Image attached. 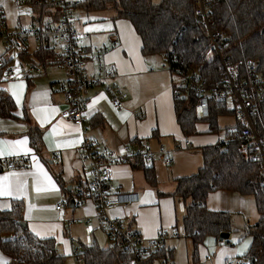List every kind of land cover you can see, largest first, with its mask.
I'll return each mask as SVG.
<instances>
[{"label": "crops", "instance_id": "crops-1", "mask_svg": "<svg viewBox=\"0 0 264 264\" xmlns=\"http://www.w3.org/2000/svg\"><path fill=\"white\" fill-rule=\"evenodd\" d=\"M77 10L79 47L87 56L88 71L93 72L96 68L93 49L107 44L110 46L106 55L108 66L117 69L116 79L127 93L125 106L119 109L112 106L102 86L85 87L82 91L86 104L84 127L96 146L121 155L125 154V144L130 147L128 156L132 161L112 165L110 183L112 194L135 192L139 201L116 206L110 216L141 232L144 246L160 233H166L163 249L174 261L177 245L183 237L189 238L182 222L191 202L173 195L176 179L195 174L204 162L203 148L219 144L227 130L212 132L209 123L199 118L196 135L185 134L175 110L174 75L164 58L157 54H143L141 36L129 19L118 16L114 7L90 10L83 4ZM50 16L51 13L45 15V20ZM38 18L36 15L32 19L31 28L41 26ZM7 23L9 25L8 20ZM31 37L35 38L30 36L28 39L24 67L18 68L13 79L5 80L3 76L0 79V89L15 103L11 115L0 114V142H4L0 143L3 151L0 177L4 178L0 183L5 193L0 195V218L6 213L19 214L23 227L36 237L54 239L56 250L64 257L65 264H83L76 259V247L97 244L109 248L113 243L98 220L94 202L89 200L78 205L76 188L92 179L93 173L80 151L84 140L82 128L62 115L68 105L63 98L61 83L69 85L71 76L64 66H44L40 72L28 70V62L34 58L43 61L37 55L40 41L35 38L38 44L32 47ZM115 40L120 42L117 47H113ZM142 110L144 117H140ZM186 135L191 136L192 144L176 148L177 142L183 141ZM25 138L23 145L8 143ZM149 150L154 159L145 162L154 169V184L146 179L143 169L135 166L137 161L144 159L141 152ZM162 150L172 158L170 165L158 158ZM13 156L24 157L28 167L7 169L5 160ZM206 202L211 210L232 214L230 236L235 233L236 236L250 237V248L253 238L248 234L249 229L261 217L255 196L217 189L209 193ZM59 203H63L60 209L57 208ZM9 237L13 240V235ZM188 240L192 242L191 238ZM200 250L203 256L198 252L197 264H227L228 261L239 264L249 251L243 253L237 245L225 240L221 242L214 236H208ZM210 254L212 259L206 260ZM0 264L23 263L0 247ZM149 264H163L162 258Z\"/></svg>", "mask_w": 264, "mask_h": 264}, {"label": "trees", "instance_id": "trees-1", "mask_svg": "<svg viewBox=\"0 0 264 264\" xmlns=\"http://www.w3.org/2000/svg\"><path fill=\"white\" fill-rule=\"evenodd\" d=\"M42 0H31L37 17L43 25L45 15L53 12ZM87 9L99 10L109 6L118 11V16L129 19L142 38L144 55H161L174 75L175 110L178 123L187 135L197 133L196 103L198 96L194 90L179 87L180 76L190 71L197 72L207 86L221 84L222 67L219 58L208 57L211 46L210 36L204 24L196 20L194 0H83ZM54 14V15H53ZM213 28L224 31L230 43L229 51L234 60L256 59L260 68H264V0H214L210 12ZM46 47H41L38 56L45 59L51 55ZM26 55V53H24ZM29 56V55H28ZM31 57V56H30ZM0 68V79L1 77ZM15 109L13 99L0 89V114L11 115ZM234 114L225 101L210 98V115L204 118L212 132L230 131L233 126L222 128L218 119L222 115ZM257 133L264 139V103L255 116ZM239 141L203 148L204 162L192 175L176 179L177 186L173 195L183 200L190 199L183 218L184 233L192 239L194 260L198 263L200 246L208 236L217 240L222 232H232V214L228 211H214L208 208L207 197L217 189H231L243 194H253L261 217L248 234L253 238L249 251L244 255L248 260L241 264H262L256 255V249L263 247L264 241V196L260 185V170L254 164L247 163L238 151ZM143 169L146 179L156 183L152 166L145 159L135 164ZM13 235V240L8 238ZM21 235V236H20ZM0 247L13 259L23 264H65L58 254L54 239H40L23 227L17 213H6L0 218ZM144 264L156 258L166 257L160 251L146 252ZM76 259L83 264H131L132 254L118 240L109 248L97 244L81 247Z\"/></svg>", "mask_w": 264, "mask_h": 264}, {"label": "built area", "instance_id": "built-area-1", "mask_svg": "<svg viewBox=\"0 0 264 264\" xmlns=\"http://www.w3.org/2000/svg\"><path fill=\"white\" fill-rule=\"evenodd\" d=\"M31 0H14L16 6L30 3ZM214 0H194L196 20L204 24L210 36L211 46L207 53L208 57H217L221 61L223 70L221 84L207 86L197 72L180 76L177 82L179 87L194 90L198 96L196 103V115L198 118H207L210 115V98L218 101H225L234 109L235 124L230 131L220 139L224 146L233 140L239 141L238 151L243 159L250 164L256 165L260 170V185L264 196V139L259 136L256 130L255 116L260 112L264 103V68H260V63L256 59L249 58L245 61L242 69L241 61L234 60L233 54L229 51L230 43L224 31L213 28V20L210 12ZM83 0H42L38 4H45L53 12H57V18L50 16L44 19L43 25L38 28L25 29L22 25L11 28L7 23V13L0 5V68L5 80L16 77L15 72L22 63H16L19 58L24 60V53H27V43L30 36H34L40 41L41 47H46L52 51L43 61L36 58L28 62L27 69L40 72L45 66H64L67 68L71 82L68 85L62 82V94L65 103L68 105L62 111L64 118L80 126L83 131L84 140L80 145V151L84 159L89 163L93 177L86 183L80 184L76 188L78 195V205H84L92 200L97 209L99 222L104 226L112 243L118 240L124 243L125 249L132 254L131 264H144L146 252L160 251L165 244L166 233H160L152 239L149 245H142V234L138 230L124 226L123 222L110 216V211L121 204H132L139 201L138 193L112 194L111 167L117 163H129L132 161L128 156L130 147L123 146L125 154H119L113 150L103 151L96 146L94 139L88 135V129L84 127L86 104L82 99V91L85 87L102 86L108 94L110 102L115 108H123L127 93L121 89L115 68H110L106 60V55L110 50L107 44H100L92 51V59L96 64L95 71L89 72L87 69V56L79 47L80 31L77 28V9L82 5ZM54 15V14H53ZM120 45L115 40L113 47ZM30 58V57H29ZM26 63V62H25ZM142 110L140 117H144ZM189 136H185L183 141H178L176 148L182 149L191 145ZM147 161L154 159L153 153L149 151L141 152ZM158 158L166 165L172 163V158L165 150L158 154ZM7 169L17 170L28 167L24 157H9L5 160ZM63 203H59L57 208H61ZM21 236V235H20ZM227 241V240H225ZM229 242V241H227ZM264 247V241H263ZM81 252L80 247H76L74 253ZM212 255H208L206 260H211ZM163 264H175L169 258H162ZM227 264H234L228 261ZM241 264V263H239Z\"/></svg>", "mask_w": 264, "mask_h": 264}, {"label": "rangeland", "instance_id": "rangeland-1", "mask_svg": "<svg viewBox=\"0 0 264 264\" xmlns=\"http://www.w3.org/2000/svg\"><path fill=\"white\" fill-rule=\"evenodd\" d=\"M155 1L158 2L160 0H155ZM0 5H2L6 10L7 20L9 22V26H11V28H14L20 24L22 26H25L28 29L31 28L32 19H34L37 15V11L34 9V6L32 4L25 3L22 6H16L14 4V0H0ZM36 25L38 26L37 22H36ZM37 44H38L37 40L35 38L31 37L30 38V45L33 47ZM0 49H1V47H0ZM210 58L212 60V58L214 59L215 57L210 56ZM16 63H18V64L22 63L24 66V60H21L19 58L16 60ZM218 122L222 128H225L228 125L232 126L233 124H235V119H234L233 115L226 114V115L220 116L218 119ZM188 239L189 238L183 237V240H181L179 245H177V247H176L175 256H174V261L176 264H197V263H195V260H194V245ZM221 242H223V241H221ZM229 242L237 245L240 249L243 250L242 252L244 253V252L248 251V249H249V246L251 244V238L245 236L244 234L241 236H238V235L236 236L235 233H233L229 238ZM226 243H227V241H226ZM245 245H247V246L245 247ZM200 252H201V250L199 251V253ZM199 253H198V256H199ZM256 255L262 261V264H264V250L262 247H259L256 249ZM202 256L203 255L201 252V257ZM244 260L247 261L248 258L244 257ZM234 262H236V261H234Z\"/></svg>", "mask_w": 264, "mask_h": 264}, {"label": "snow or ice", "instance_id": "snow-or-ice-1", "mask_svg": "<svg viewBox=\"0 0 264 264\" xmlns=\"http://www.w3.org/2000/svg\"><path fill=\"white\" fill-rule=\"evenodd\" d=\"M89 107H91V105L89 106ZM0 143H4V142H0ZM8 143H10V144H12V145H23V144H25L26 143V138L25 139H22V140H18V141H13V142H8ZM29 151H31L30 149H29ZM0 155H3V151L2 150H0ZM35 158V157H34ZM41 171H42V169H41ZM13 175H16V174H13ZM44 175L46 176V173H44ZM4 178L3 177H0V181H2ZM50 179V178H49ZM5 193H4V188H3V184L2 183H0V195H4ZM247 245H245V247H246Z\"/></svg>", "mask_w": 264, "mask_h": 264}, {"label": "water", "instance_id": "water-1", "mask_svg": "<svg viewBox=\"0 0 264 264\" xmlns=\"http://www.w3.org/2000/svg\"><path fill=\"white\" fill-rule=\"evenodd\" d=\"M229 238H230V233L229 232H222L220 237H219V240L220 241H224V240L229 241Z\"/></svg>", "mask_w": 264, "mask_h": 264}]
</instances>
